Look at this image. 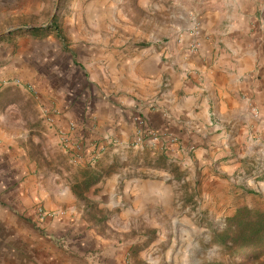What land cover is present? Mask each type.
Segmentation results:
<instances>
[{
    "label": "crops",
    "instance_id": "1",
    "mask_svg": "<svg viewBox=\"0 0 264 264\" xmlns=\"http://www.w3.org/2000/svg\"><path fill=\"white\" fill-rule=\"evenodd\" d=\"M73 7L45 36L0 43V264H124L135 240L120 243L113 220L164 206L173 178L136 153L137 117L217 192L235 173L245 185L251 157L264 163V0ZM63 134L76 168L57 159Z\"/></svg>",
    "mask_w": 264,
    "mask_h": 264
},
{
    "label": "rangeland",
    "instance_id": "2",
    "mask_svg": "<svg viewBox=\"0 0 264 264\" xmlns=\"http://www.w3.org/2000/svg\"><path fill=\"white\" fill-rule=\"evenodd\" d=\"M79 1L0 0V43L6 38L24 36L34 28L43 29L34 34L47 35L55 28L65 24L73 6ZM152 1L165 5L167 12L175 0ZM55 10L57 12L53 18ZM151 17L160 23L164 15L158 12ZM13 28L19 29L2 35ZM158 34L166 37L168 33L163 30ZM165 39H170V34ZM158 135L160 136L158 143L144 142L136 147L135 151L136 153H142V151L154 153L152 157L154 165L170 170L173 178L167 181L169 187L163 190L168 197L164 202L165 205L148 208L145 218H140L130 224L113 220V232L120 237L118 238L120 243L135 240L126 253V256L129 254L131 263L141 264L143 257L140 253L147 252L146 257L149 258L151 264L153 262L197 264L199 261L200 264L218 262L252 264L247 261L246 255L250 252L253 253V250L232 256L216 244V239L226 229L227 220L233 217L238 210L248 208L264 212V192L258 184V182H264V173L260 171L264 164L263 160L251 157L249 160L250 171L248 177L245 178L247 180L245 185L240 181V177L244 175L235 173L226 178L227 186L224 190L217 192L212 189L211 184L201 174L194 171L189 161L184 158L181 160V155L169 153V148L162 147V136ZM65 149L62 141L59 140L56 147L58 161L62 165L67 163V166L76 168L75 162L72 163L63 156ZM65 154L67 155L66 151ZM148 160L145 159L149 162ZM193 172H195V176ZM154 177L152 179H155ZM156 178L158 179V177ZM78 193H84V191L80 190ZM98 225L101 228L107 226L102 223ZM117 229L120 230L117 231ZM260 261L264 263V255Z\"/></svg>",
    "mask_w": 264,
    "mask_h": 264
},
{
    "label": "trees",
    "instance_id": "3",
    "mask_svg": "<svg viewBox=\"0 0 264 264\" xmlns=\"http://www.w3.org/2000/svg\"><path fill=\"white\" fill-rule=\"evenodd\" d=\"M41 30L43 29L34 28L28 33H36ZM216 244L232 256L253 250V253L250 252L246 255L247 261L252 264H264L260 261L264 255V212L248 208L238 210L233 217L227 220V227L216 239Z\"/></svg>",
    "mask_w": 264,
    "mask_h": 264
},
{
    "label": "built area",
    "instance_id": "4",
    "mask_svg": "<svg viewBox=\"0 0 264 264\" xmlns=\"http://www.w3.org/2000/svg\"><path fill=\"white\" fill-rule=\"evenodd\" d=\"M193 36H196L199 34V29L197 26H195L192 31H191ZM200 48V43L199 42H194L190 46L191 51H196ZM255 115L258 116L259 112H255ZM137 129H136V135H135V140L133 142V145L135 147H138L139 145L143 144L144 142L149 141L150 143H158L160 141V136L155 132L154 129H152L150 126L147 125L146 121L142 117H137L135 119ZM69 132H74L77 129V125L75 122H70L69 123ZM62 144L68 148L70 145V138L66 135L63 134L61 138ZM51 217V214L45 211L43 208L38 209V221L40 224H43L45 221H47L48 218ZM124 264H132L130 260L129 254L126 256L124 260Z\"/></svg>",
    "mask_w": 264,
    "mask_h": 264
},
{
    "label": "water",
    "instance_id": "5",
    "mask_svg": "<svg viewBox=\"0 0 264 264\" xmlns=\"http://www.w3.org/2000/svg\"><path fill=\"white\" fill-rule=\"evenodd\" d=\"M56 12H57V10H55V12H54V15H53V18L55 17V15H56ZM17 29H19V28H13V29H9L8 31H6V32H5V33H3L2 35L9 34V33H12L13 31H15V30H17Z\"/></svg>",
    "mask_w": 264,
    "mask_h": 264
}]
</instances>
